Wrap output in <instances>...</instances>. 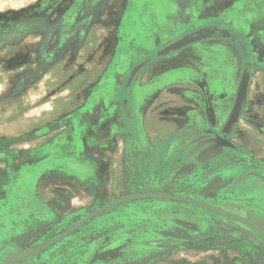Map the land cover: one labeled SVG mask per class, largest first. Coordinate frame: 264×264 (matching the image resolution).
Wrapping results in <instances>:
<instances>
[{"label":"rangeland","instance_id":"374dc122","mask_svg":"<svg viewBox=\"0 0 264 264\" xmlns=\"http://www.w3.org/2000/svg\"><path fill=\"white\" fill-rule=\"evenodd\" d=\"M214 23L246 45L252 79L228 135L241 149L199 162L189 145L220 134L243 51L221 38L156 51ZM262 122L264 0H0V264L146 192L261 229L189 201L133 198L9 264H119L174 243L149 264H264Z\"/></svg>","mask_w":264,"mask_h":264},{"label":"water","instance_id":"95a60500","mask_svg":"<svg viewBox=\"0 0 264 264\" xmlns=\"http://www.w3.org/2000/svg\"><path fill=\"white\" fill-rule=\"evenodd\" d=\"M219 38L227 39V40H231L233 42H236L240 46L241 50L243 51L245 63H244V68H243L242 75L240 78V82H239V85H238V88H237V91L235 94V98H234V102H233L231 111H230L228 118H227V120H226V122H225V124L221 130V134L218 133L217 136L204 139L199 144H197V146L195 147V150H197L198 148H200V146H203V145L205 146L202 157L199 160V162H206V160H205L206 158H208L207 160H210L209 158L212 159L215 156L220 155L224 148H227V147L234 148V146H235V144H233L229 140L228 135L231 133V131L237 125V123H238V121H239V119H240L241 115L243 114V111L246 107L247 101H248L249 87H250V82H251V77H252V63H251V59H250V54L247 51L246 45L239 38V36H237L233 32V30H231L230 28L223 26L221 24H217V23L200 26V27L195 28L189 32H186V33L178 36L173 41L169 42L168 44H166L165 46H163L162 48H160L159 50L156 51V55L158 57H162V56L169 55L173 52L179 51V50H181L185 47H188L192 44H195V43H198V42H201L204 40H208V39H219ZM210 99H208L209 105L207 106V110L209 113L215 114L213 104H212V101H210ZM242 164H244V162L240 161L239 163L234 164L232 166V168L236 167L238 165H242ZM254 175L258 176L260 178V180L264 183V177L260 176L261 174L259 172H255ZM154 196H156V197H167V198H171V199H175V200H184V201L193 202V203L202 205L206 208H209V209H211V210H213L219 214L237 219V220L243 222L244 224H249V225L251 224L250 226L253 225L254 227L261 229L259 223L252 222L249 218H247L245 216L230 212L228 210H225L223 208H219V207L212 205L208 202L201 201V200H198L195 198L180 196V195L171 194V193H167V192L135 193V194L125 195V196H123L117 200H113V201L109 202L108 204H106L103 207L95 210L94 212H92L91 214H89L88 216L83 218L81 221H79L78 223H76L72 227L68 228L66 231H64L60 235L53 238L52 240H49V241H47V242H45L39 246H36L30 250L22 252L19 255L21 256V259L26 260L27 257L51 246L52 244H54V243L58 242L59 240H61L62 238H64L65 236L71 234L73 231H75L76 229L81 227L83 224H85L87 221H89L93 217L97 216L98 214H100L104 211L111 209L114 206H117L119 203H121L125 200L133 199V198L154 197ZM179 246H180L179 243L170 244L168 248H166L162 251L147 255V256L140 258L138 260H130V261L122 262L119 264H149L150 262L154 261L157 258H160V257H163L165 255L170 254ZM9 259H7L3 264H9V261H10Z\"/></svg>","mask_w":264,"mask_h":264},{"label":"flooded vegetation","instance_id":"af4514ba","mask_svg":"<svg viewBox=\"0 0 264 264\" xmlns=\"http://www.w3.org/2000/svg\"><path fill=\"white\" fill-rule=\"evenodd\" d=\"M251 79H252V77H251ZM206 132H208V131H206ZM220 134H221V132H220ZM206 135V137H204V138H201V139H198V140H195V141H193V142H191L190 143V147H189V151H188V153H187V157H188V159L189 158H192V159H194V160H197V161H199L200 159H201V157H202V154H203V151H204V145L203 146H200V148H198L197 150H195V147L197 146V144H199L201 141H203L204 139H207V138H212V137H214V136H217V134H215V135H212L211 133H209V134H205ZM233 144H235V146H234V148H232V149H234V150H238V149H241V148H239V145L237 144V143H233ZM225 149H229V147H227V148H224L223 150H222V152H221V154L220 155H217V156H215V157H221V156H223V154H225ZM204 157V156H203ZM208 158H206L205 160L206 161H210L211 160V158H209L210 160H207ZM213 159V158H212ZM242 161H244V160H242ZM240 161H238V163H239ZM245 162V161H244ZM106 205V204H105ZM103 207V206H102ZM94 212V211H93ZM91 214V213H90ZM88 216V215H87ZM85 218V217H84ZM83 219V218H82ZM81 219V220H82ZM81 220H79V221H81ZM78 221V222H79ZM77 222V223H78Z\"/></svg>","mask_w":264,"mask_h":264},{"label":"crops","instance_id":"0c3cea01","mask_svg":"<svg viewBox=\"0 0 264 264\" xmlns=\"http://www.w3.org/2000/svg\"><path fill=\"white\" fill-rule=\"evenodd\" d=\"M209 96H210V98H213L212 96H213V94H209ZM215 111V110H214ZM259 126V128H261V130L263 131V133H264V122H262V124L261 125H258ZM241 167V165H238V166H236V167H233L232 169H235V168H240ZM260 176H263L264 177V174H261ZM264 184V183H263Z\"/></svg>","mask_w":264,"mask_h":264},{"label":"bare ground","instance_id":"6f19581e","mask_svg":"<svg viewBox=\"0 0 264 264\" xmlns=\"http://www.w3.org/2000/svg\"><path fill=\"white\" fill-rule=\"evenodd\" d=\"M15 256H16V255H15ZM13 257H14V256H13ZM13 257H11V258L9 259V260H10L9 262H17V261L19 260L18 257L21 258V256H20L19 254H17V257H14V258H13Z\"/></svg>","mask_w":264,"mask_h":264}]
</instances>
